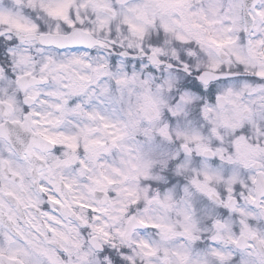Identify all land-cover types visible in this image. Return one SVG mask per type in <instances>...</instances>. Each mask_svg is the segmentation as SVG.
<instances>
[{
  "label": "clouds",
  "instance_id": "clouds-1",
  "mask_svg": "<svg viewBox=\"0 0 264 264\" xmlns=\"http://www.w3.org/2000/svg\"><path fill=\"white\" fill-rule=\"evenodd\" d=\"M0 264H264V0H0Z\"/></svg>",
  "mask_w": 264,
  "mask_h": 264
}]
</instances>
